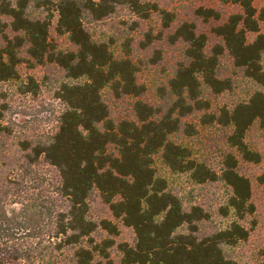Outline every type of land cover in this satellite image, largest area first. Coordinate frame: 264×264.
Wrapping results in <instances>:
<instances>
[{
    "label": "trees",
    "instance_id": "16d2710c",
    "mask_svg": "<svg viewBox=\"0 0 264 264\" xmlns=\"http://www.w3.org/2000/svg\"><path fill=\"white\" fill-rule=\"evenodd\" d=\"M225 1L239 11L225 16L204 5L194 10L210 24L201 30L194 20H182L152 0H0V83L21 80L23 93H37L33 77L21 79L22 64L50 65L62 74L52 85L61 105L54 112L55 133L23 145L18 160L23 158V171L32 175L42 159L59 179L48 197L27 202L20 198L23 182L15 183V192L0 186V264H111L119 223L135 234L133 243L117 245L120 264H239L231 250L249 239L246 222L256 212L252 181L239 167L261 160L246 139L255 124L264 128V7L258 10L255 0ZM125 9L141 19L160 16L161 29L146 32L140 48L161 39L182 44L161 104L143 99L142 61L134 59L129 37L139 22L119 18L118 24L128 27L121 30L122 53L114 48L119 35L98 28ZM224 55L256 88L248 99L212 110L207 94L232 88L231 78L220 74ZM160 56L155 51L148 62ZM106 89L117 98L133 97L132 114L113 119ZM191 118L227 130L219 169L188 144L198 133ZM6 122V107L0 105V144L12 131ZM158 160L193 184L222 182L228 196L219 212L227 223L206 227L211 209L195 203L191 191L176 190L157 168ZM258 179L264 183V173ZM97 200L112 218L92 216ZM10 203L22 207L9 209Z\"/></svg>",
    "mask_w": 264,
    "mask_h": 264
},
{
    "label": "rangeland",
    "instance_id": "374dc122",
    "mask_svg": "<svg viewBox=\"0 0 264 264\" xmlns=\"http://www.w3.org/2000/svg\"><path fill=\"white\" fill-rule=\"evenodd\" d=\"M172 12L178 13L180 19L194 20L201 30H209L210 24L202 22L196 18L194 10L201 5L213 7L222 12L225 16L232 12L239 11V7L225 0H152ZM255 6L258 10L264 7V0H255ZM120 17L107 20L98 26L104 34L109 36L119 35V41L114 48L118 53L121 52V43L123 41L122 31L128 27L118 24L119 18L128 19L129 23L134 20L139 22V26L129 32V37L133 38V57L136 61H142L141 70L138 73V79L146 87L144 100L152 104L163 103L162 88L168 85L169 78L176 70L178 61L182 58V44H170L166 39L155 41L147 50L139 47L140 39H145V33L152 31L154 34L161 29L160 16L155 13L148 19H141L132 13L129 9L121 11ZM261 33H264V23L261 26ZM256 34H249L252 39ZM1 42V35H0ZM213 43H210V47ZM160 53L158 62H148L154 55V52ZM145 62V64H144ZM21 79L28 80L33 77L39 83L37 93H23L20 89V81H6L0 83V105L6 107L7 122L12 129L9 136L5 138V143L0 144V186L10 187L13 192L15 186L22 185L21 199L24 202L38 197H48L58 181L59 176L54 166L45 163L42 159L33 166L35 172L32 175L23 171L22 164L24 160L18 161L22 157L23 148L29 143L33 146L39 140L46 141L57 129V121L54 112L60 111L61 105L55 98V92L52 85L62 74L54 66H37L29 68L27 64L19 67ZM221 77H230L232 88L219 95L207 94V98L212 103V110L220 106L227 105L231 107L239 101L248 99L256 88L255 84L246 78L242 72L235 71L232 59L228 55L222 57L220 68ZM105 98L111 110V117L115 120L132 114V102L134 98L126 96L117 98L109 90H105ZM197 122L198 133L196 136L188 139V144L199 159L206 160L216 169L221 166V159L224 151L227 150L226 131L219 125H202L198 118H191ZM247 142L250 147L257 151L261 160L258 163L242 161L239 167L241 174L249 177L253 185V201L256 205V212L246 222L251 227L249 239L235 249L231 250L233 256L239 264H264V183L258 177L264 173V128L255 124L248 132ZM157 168L162 174L170 177L172 186L182 194L192 192L195 203L204 205L212 211V222L205 224L209 229H216L227 223V218L220 215L219 206L224 204L228 190L222 182L196 185L189 182L184 175L177 177L172 175L158 160ZM18 181L23 183H18ZM15 183H18L15 185ZM42 183V185H41ZM188 195V194H187ZM13 198H16L13 197ZM11 199V198H10ZM22 207L20 203H10L9 209ZM94 218L110 217V214L103 204L97 200L92 202L91 209ZM114 220V219H113ZM120 233L115 237L116 245L111 250V264H120L121 254L118 250V244L122 242H134L135 234L130 227L119 223ZM103 264H107L104 260Z\"/></svg>",
    "mask_w": 264,
    "mask_h": 264
}]
</instances>
